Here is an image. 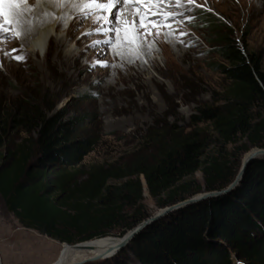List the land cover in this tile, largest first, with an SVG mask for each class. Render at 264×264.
<instances>
[{
  "label": "trees",
  "instance_id": "trees-1",
  "mask_svg": "<svg viewBox=\"0 0 264 264\" xmlns=\"http://www.w3.org/2000/svg\"><path fill=\"white\" fill-rule=\"evenodd\" d=\"M220 55L227 86L217 100L197 107L186 127L159 122L128 154L86 169L83 162L99 140L82 134L87 119H66L64 109L49 116L27 101L0 122V197L6 210L20 227L76 245L121 238L149 218L141 204L142 181L144 195L159 209L225 189L241 156L264 149V71L259 56L226 36ZM12 127L24 137L7 145ZM209 147L213 152L202 160ZM199 168L201 183L186 180ZM132 261L264 264V158L249 165L234 192L170 214L113 258L87 264Z\"/></svg>",
  "mask_w": 264,
  "mask_h": 264
},
{
  "label": "rangeland",
  "instance_id": "rangeland-1",
  "mask_svg": "<svg viewBox=\"0 0 264 264\" xmlns=\"http://www.w3.org/2000/svg\"><path fill=\"white\" fill-rule=\"evenodd\" d=\"M32 1L35 0H29ZM4 3L7 4H0V11H5L11 22L15 21L18 4L15 0ZM44 5L45 11L49 9L47 3ZM23 6L25 2L18 5ZM124 7L130 12L131 7ZM68 8H53L49 24L62 23L56 29L52 26L41 54L30 52L29 42L44 28L39 27L27 39L26 34L13 38L15 29L0 16V25L11 28V32H0V122L30 100L49 116L63 109L66 119L84 116L87 120L82 134L93 133L99 138L83 162L85 169L128 154L146 131L159 122L186 127L197 107L217 100L227 86L220 73L224 64L220 55L222 36L259 56L264 71V0H196L194 5L173 8L172 11L185 12L195 19L191 23H179L182 17L176 16L171 21V35L155 38L151 49L143 45L138 58L128 57L129 45L124 43L123 34L119 38L114 33L82 35L95 27L91 18L84 19L82 24H72L65 32L74 16ZM186 8H191V13ZM62 13L68 14L67 20H59ZM32 26L35 27L33 23L28 25L30 30ZM154 35L155 30L148 39L153 40ZM94 40L111 43L90 47ZM147 50L152 52L148 54ZM120 52L124 55H118ZM16 56L23 59L16 60ZM94 59L106 60L108 67L93 66ZM8 132L7 145L19 143L24 137L17 128H9ZM253 151L241 156L237 174L243 160ZM212 152L213 148L209 147L202 160ZM186 180L201 183V169ZM144 188L141 204L151 217L162 209L148 192L144 195ZM63 247L57 241L20 227L0 197L1 264H54Z\"/></svg>",
  "mask_w": 264,
  "mask_h": 264
},
{
  "label": "snow or ice",
  "instance_id": "snow-or-ice-1",
  "mask_svg": "<svg viewBox=\"0 0 264 264\" xmlns=\"http://www.w3.org/2000/svg\"><path fill=\"white\" fill-rule=\"evenodd\" d=\"M42 0H36V3H41ZM52 7L64 8L70 5L73 12L77 13L76 22L82 24L84 19L91 18L95 27L91 32L82 33L84 36H91L93 32L99 35H107L108 33H114L117 38L124 34V43L129 45L127 55L129 58H138L141 54V47L147 45L149 49L152 48L155 38L165 36L166 38L171 35V21H175L176 16L182 17L179 23L187 21L191 23L195 17L191 15H185V12L172 11L173 8H181L186 5H194L196 0H43ZM4 0H0V4H3ZM120 5L121 8L124 5L131 7L132 11L124 15L121 20L122 11L117 8ZM116 8V11L113 9ZM32 7L27 10L16 14L15 21L16 28L20 29L16 31L13 38H19L21 33H27L30 31L28 25L32 22L27 19L26 13H32ZM191 8H186V12L191 13ZM45 17L53 16L52 12L43 13ZM131 15V20L127 18ZM61 20H67L66 15L59 17ZM7 24V22H6ZM113 25L109 27L108 25ZM169 29V32H165L164 29ZM153 30L155 35L153 40H149V37H153ZM0 32H11V28L6 25H0ZM131 33L129 36L128 33ZM186 35L187 33H181ZM101 43L109 44V40H94L90 47H95ZM17 49H13L16 51ZM118 55H124L120 52ZM16 60H22V56L14 57ZM131 62V59H129ZM99 65L100 67H108V63L104 59H94L93 66Z\"/></svg>",
  "mask_w": 264,
  "mask_h": 264
},
{
  "label": "bare ground",
  "instance_id": "bare-ground-1",
  "mask_svg": "<svg viewBox=\"0 0 264 264\" xmlns=\"http://www.w3.org/2000/svg\"><path fill=\"white\" fill-rule=\"evenodd\" d=\"M15 1L20 6L22 5L23 2H25V7L23 6L20 8V7H18V5L15 6L17 13L25 11L29 7H32V9H33L32 13H26V15H27V19L29 18V20H32V23L34 24L35 27L32 26L31 30L26 33V36H25L26 39L29 37V35L36 33V31H37V29H39V27L44 28L42 31H40V33H37L38 34L37 37L32 38L29 42L30 52L36 53V54L43 53L44 48H45L46 43H47L46 40H47L48 36L51 34V32L53 31V27L56 29L57 27H60L61 23H62V22H60L58 24L55 23L52 25L49 24V23H51V18L45 17L43 15V13L49 12V11L53 12L52 11L53 8L65 9L67 7H70V5H67L64 8H59V7H52V6L47 4L49 6L48 7L49 9H47L45 11L44 8L46 6L44 5L45 2H43V0L39 4L36 3V0L32 1V2H29V0H25V1L24 0H15ZM3 4H7V3H3ZM2 8L4 9V7H2ZM117 8H120V5H117ZM125 9L127 10V8H125V7H124V9L123 8L121 9V11H122L121 20H123L125 14L130 13L132 11L131 8H129L130 12H127ZM69 10H70L69 14L70 15L72 14L74 16L71 19V21H69V24L67 25L65 32H67L69 30V28L72 26V24H75V23L80 24V23L76 22L77 13L73 12L71 7ZM116 10H117L116 8L113 9V11H116ZM61 15H68V14L62 13ZM130 17H131V15L127 16V18L129 20H131ZM16 18H17V16L15 17V21H16ZM2 20H8L9 21L8 24H10V27L15 29V32L20 30V29L16 28L15 21L11 22V18L8 16V14L5 11L2 13ZM59 20H61V19H59ZM21 34L25 35V33H23V32ZM121 37H122V35H121ZM58 42H59V44L62 43L61 41H58ZM0 44H1V41H0ZM146 52H148V54H149L150 52H152V50H147ZM153 66H155V63L153 64ZM254 153H256V150L252 152V154H254ZM259 157H262V156H259ZM116 242H118V241L113 240L111 238H106V239H101V240H96V241L80 244V245L75 246V247L65 245V247H63V249L60 253L59 259L54 264H72V263H78L81 261L88 260L90 258H93L94 256H99V255L104 254L108 249L114 248L117 244Z\"/></svg>",
  "mask_w": 264,
  "mask_h": 264
},
{
  "label": "water",
  "instance_id": "water-1",
  "mask_svg": "<svg viewBox=\"0 0 264 264\" xmlns=\"http://www.w3.org/2000/svg\"><path fill=\"white\" fill-rule=\"evenodd\" d=\"M259 156H264V149H257L256 153L246 157L243 162L242 165L240 167V170L236 176V178L234 179V181L225 189L220 190V191H213V192H205L203 194L200 195H196L192 198H189L187 200H184L182 202H179L175 205L163 208L162 210H159L155 215L145 219L144 221H142L141 223H139L137 226H135L133 229H131L129 232H127V234H125L123 237L121 238H111L113 240H117L118 242H116V246L112 249H108L104 254L93 257L91 259L85 260V261H81L78 263H72V264H87V263H92V262H97L100 260H107L110 258H113L115 255H117L119 252H121L123 249H125L129 243L139 234L141 233L144 229H146L147 227L153 225L154 223L162 220L163 218H166L167 216H169L170 214H173L175 212H178L182 209H185L187 207L199 204L201 202H204L206 200L209 199H214V198H220V197H224L230 193H232L233 191L237 190L240 187V184L244 178L245 172L247 170V167L255 160L258 159H262ZM259 157V158H258ZM143 186H145L146 189V185L145 182L142 181ZM147 190V189H146ZM82 244V243H80ZM80 244H76V245H69V244H63V245H68L71 247H75L78 246ZM1 264V261H0Z\"/></svg>",
  "mask_w": 264,
  "mask_h": 264
}]
</instances>
